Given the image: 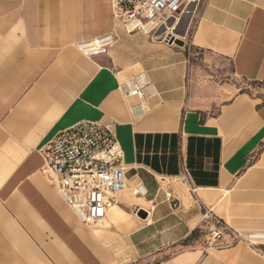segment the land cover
I'll list each match as a JSON object with an SVG mask.
<instances>
[{
    "label": "crops",
    "instance_id": "crops-1",
    "mask_svg": "<svg viewBox=\"0 0 264 264\" xmlns=\"http://www.w3.org/2000/svg\"><path fill=\"white\" fill-rule=\"evenodd\" d=\"M182 34L128 35L111 0H0V264H264V98L234 84L264 82V0H206ZM84 121L111 125L127 185L92 224L41 171ZM204 209L242 240L203 247Z\"/></svg>",
    "mask_w": 264,
    "mask_h": 264
},
{
    "label": "built area",
    "instance_id": "built-area-1",
    "mask_svg": "<svg viewBox=\"0 0 264 264\" xmlns=\"http://www.w3.org/2000/svg\"><path fill=\"white\" fill-rule=\"evenodd\" d=\"M206 0H111L113 18L128 35L142 33L152 41L177 44L182 33L198 22ZM182 32V33H181ZM116 36L106 33L93 40L77 43L87 57L107 53ZM182 39V40H183ZM134 85L125 96L139 95ZM41 169L46 180L55 187L64 203L85 224L102 220L108 210L118 204V195L127 189L123 151L112 127L107 123L84 121L60 131L40 149ZM179 179L192 190L185 167ZM133 197L142 189L132 187ZM139 207L132 212L138 214ZM203 222L212 239L228 234L238 242L240 235L204 209Z\"/></svg>",
    "mask_w": 264,
    "mask_h": 264
},
{
    "label": "rangeland",
    "instance_id": "rangeland-1",
    "mask_svg": "<svg viewBox=\"0 0 264 264\" xmlns=\"http://www.w3.org/2000/svg\"><path fill=\"white\" fill-rule=\"evenodd\" d=\"M180 39H181V41H184L185 38L184 39L180 38ZM234 84H235V87L239 91L256 90L257 91L256 93L258 95H260L262 98H264V82H258V83L257 82H249L248 83L249 87L243 86L242 82L239 83L237 80H234ZM204 225H205V223H203V227H201V231L198 230L196 232V235H195L196 240L199 241L203 247H211V246H214L215 244H217V245L224 244V242L221 239H212L211 234L208 231L207 226L206 225L204 226Z\"/></svg>",
    "mask_w": 264,
    "mask_h": 264
},
{
    "label": "water",
    "instance_id": "water-1",
    "mask_svg": "<svg viewBox=\"0 0 264 264\" xmlns=\"http://www.w3.org/2000/svg\"><path fill=\"white\" fill-rule=\"evenodd\" d=\"M141 212H142V211H140V212L138 213V215H140V214H141ZM142 214H143V213H142ZM143 215H144V214H143Z\"/></svg>",
    "mask_w": 264,
    "mask_h": 264
},
{
    "label": "bare ground",
    "instance_id": "bare-ground-1",
    "mask_svg": "<svg viewBox=\"0 0 264 264\" xmlns=\"http://www.w3.org/2000/svg\"><path fill=\"white\" fill-rule=\"evenodd\" d=\"M113 208V207H112Z\"/></svg>",
    "mask_w": 264,
    "mask_h": 264
}]
</instances>
